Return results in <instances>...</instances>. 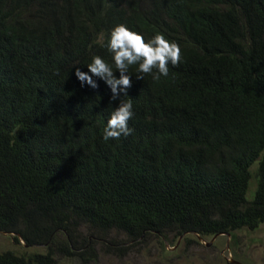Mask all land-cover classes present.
Returning a JSON list of instances; mask_svg holds the SVG:
<instances>
[{
	"label": "trees",
	"instance_id": "trees-1",
	"mask_svg": "<svg viewBox=\"0 0 264 264\" xmlns=\"http://www.w3.org/2000/svg\"><path fill=\"white\" fill-rule=\"evenodd\" d=\"M119 24L163 34L182 58L159 80L130 66L128 96L112 100L75 71L93 56L116 71ZM120 100L132 132L105 141ZM263 222L264 0H0V231L45 245L0 264L87 259L81 230L235 239Z\"/></svg>",
	"mask_w": 264,
	"mask_h": 264
},
{
	"label": "rangeland",
	"instance_id": "rangeland-1",
	"mask_svg": "<svg viewBox=\"0 0 264 264\" xmlns=\"http://www.w3.org/2000/svg\"><path fill=\"white\" fill-rule=\"evenodd\" d=\"M256 163L250 166L251 178L248 187L250 197L255 189ZM80 238H85L90 249L81 259L75 255H56L55 258L67 264H264V222L254 230H239L235 239L231 234L218 235L210 245L199 241L195 234L183 236L149 234L139 241H128L120 233L112 232L106 237L95 238L81 230ZM58 238H63L59 236ZM212 236L203 237L208 242ZM13 234L0 233V252L11 250L15 253L45 252V245L26 246Z\"/></svg>",
	"mask_w": 264,
	"mask_h": 264
},
{
	"label": "clouds",
	"instance_id": "clouds-1",
	"mask_svg": "<svg viewBox=\"0 0 264 264\" xmlns=\"http://www.w3.org/2000/svg\"><path fill=\"white\" fill-rule=\"evenodd\" d=\"M107 48L112 54L116 71L102 57L93 56L91 63L87 65L88 72L76 68L75 75L82 86L87 82L93 89L98 88L93 77H99L110 88L112 100H116L121 94L128 96L127 90L131 87V76L128 75L130 66L138 65L137 79H143L144 75L150 74L154 80H159L161 76L168 75L169 64L178 66L182 58L181 48L175 41L167 40L160 33L146 41L141 34L131 31L124 24L112 29ZM116 72H119V78ZM132 107L130 100H120L104 129L105 141L131 134L128 121L133 116Z\"/></svg>",
	"mask_w": 264,
	"mask_h": 264
},
{
	"label": "water",
	"instance_id": "water-1",
	"mask_svg": "<svg viewBox=\"0 0 264 264\" xmlns=\"http://www.w3.org/2000/svg\"><path fill=\"white\" fill-rule=\"evenodd\" d=\"M0 233H9V232H4V231H0ZM191 233H193V234H195V236L197 237V239L199 240V241H201V242H203L205 245H210L211 244V242L213 241V239L214 238H216L218 235H222V234H226V235H230V233H217V234H214L213 236H212V238L210 239V241H208V242H206L204 239H203V237L201 236V235H199L198 233H195V232H191ZM9 234H14V233H9ZM184 234H186V232L185 233H183V234H181L180 235V237L181 236H183ZM232 263H234V264H243V263H241V262H239V261H237V260H230Z\"/></svg>",
	"mask_w": 264,
	"mask_h": 264
}]
</instances>
